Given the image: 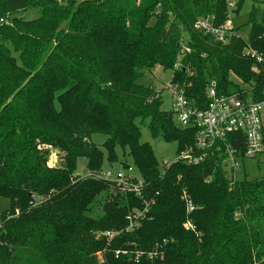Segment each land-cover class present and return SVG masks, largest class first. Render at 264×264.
Returning a JSON list of instances; mask_svg holds the SVG:
<instances>
[{
	"label": "trees",
	"instance_id": "obj_1",
	"mask_svg": "<svg viewBox=\"0 0 264 264\" xmlns=\"http://www.w3.org/2000/svg\"><path fill=\"white\" fill-rule=\"evenodd\" d=\"M22 6L37 13L5 18ZM226 6L0 0V196L10 204L1 214L0 264H264V176L232 180L220 155L161 169L141 141L144 123L153 139L175 142L176 153L194 140L193 128L161 109L146 77L156 66L171 71L179 62L171 79L190 82L191 99L205 100L208 78L224 93L260 98L264 70L244 49L264 54V20L252 16L248 43L235 28L223 45L193 27L206 16L221 25ZM94 135L106 138L98 145ZM241 138L228 140L242 149ZM49 147L56 167L47 165ZM117 149L142 179L141 196L96 176L118 161Z\"/></svg>",
	"mask_w": 264,
	"mask_h": 264
},
{
	"label": "built area",
	"instance_id": "obj_2",
	"mask_svg": "<svg viewBox=\"0 0 264 264\" xmlns=\"http://www.w3.org/2000/svg\"><path fill=\"white\" fill-rule=\"evenodd\" d=\"M227 6L233 7V4L228 2ZM213 19L212 16L197 17L193 22V27L203 35L211 36L220 44L228 43L230 38L235 35L230 18H227L221 25L214 24ZM181 51L189 53L190 48L182 46ZM247 54L255 64L264 70V54L250 49ZM180 67L181 64L176 62L173 65V70ZM183 71L192 75L190 69L186 67H183ZM167 85L172 96V114H175L177 124L182 128L191 127L194 130L193 143L179 150L173 162L181 161L185 164L197 165L208 156L220 155L222 162L231 172V179L236 180L234 171L240 166V163L245 159L254 158L264 151V86L260 98L257 100L252 91L224 93L218 88L216 79L208 78L204 92L205 100L201 101L199 98L191 99L187 95L190 82L178 84L171 79ZM231 134L242 136L240 142L242 149L234 146L231 140H228ZM171 163L164 161L161 169L168 167ZM96 176L115 184L119 191L132 192L136 196H141L143 181L131 165L118 170L108 167L96 173ZM183 199L186 212H191L194 209L192 202L185 195H183ZM139 216L140 214L135 213L133 217ZM128 219L130 224L127 229H130L133 224L132 217H128ZM184 227L193 228L189 222H186ZM102 235L110 240L115 233L106 231Z\"/></svg>",
	"mask_w": 264,
	"mask_h": 264
},
{
	"label": "rangeland",
	"instance_id": "obj_3",
	"mask_svg": "<svg viewBox=\"0 0 264 264\" xmlns=\"http://www.w3.org/2000/svg\"><path fill=\"white\" fill-rule=\"evenodd\" d=\"M76 3H80L84 0H74ZM231 2L233 7L226 6V14L227 18H230L233 27L236 29L237 34L246 42L248 43L249 40V29H250V21L253 19L258 22L262 23L264 20V0H227V3ZM36 9H29L27 7H20L18 10L5 14V18L8 19L10 17H23V18H30L34 16L37 12ZM226 18V19H227ZM250 49L247 45L244 49L245 53ZM172 71L164 70L162 67L156 66L148 73H146L147 80L154 86L156 91L161 97L162 105L161 109L165 112H170L172 114V96L170 94L168 88V82L171 80ZM230 79L243 86L244 89L248 88L247 84H244L240 81V79L233 74H230ZM173 120L175 124H177L175 114H172ZM141 129V141L148 142L151 145L153 154L158 161L159 165L161 166L162 163L165 161L167 163H171L174 161L176 157V143L171 141H164L163 139L152 138L148 132L146 123L140 125ZM264 137V134H263ZM104 135H94L93 141L100 145L105 140ZM46 149V148H44ZM48 159L47 165L49 167H56L57 166V157L56 151L49 147L48 149ZM118 161L112 164H108L107 162L104 163L102 170L107 169L109 166L112 170H118L122 168L120 166V162L124 159L128 165H131L132 168L133 164L129 156L122 157V150L117 149ZM82 160L79 161V170L82 165ZM137 174V173H136ZM234 176L237 180H240L244 177L248 179H254L260 176H264V151L254 158L245 159L240 163V166L237 167L234 171ZM120 192H123L120 190ZM9 200L0 196V223H1V214L4 210L9 209ZM100 214V210L95 211V215Z\"/></svg>",
	"mask_w": 264,
	"mask_h": 264
},
{
	"label": "water",
	"instance_id": "obj_4",
	"mask_svg": "<svg viewBox=\"0 0 264 264\" xmlns=\"http://www.w3.org/2000/svg\"><path fill=\"white\" fill-rule=\"evenodd\" d=\"M158 140V138H156V141ZM83 173H86V169H83Z\"/></svg>",
	"mask_w": 264,
	"mask_h": 264
}]
</instances>
